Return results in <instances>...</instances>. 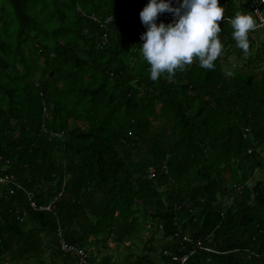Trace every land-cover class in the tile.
<instances>
[{"label":"trees","instance_id":"16d2710c","mask_svg":"<svg viewBox=\"0 0 264 264\" xmlns=\"http://www.w3.org/2000/svg\"><path fill=\"white\" fill-rule=\"evenodd\" d=\"M148 3L0 0V166L21 185H0V264H76L62 241L110 264L98 245L143 228L161 242L133 264H181L198 241L185 264H264V180L249 185L264 171V44L253 53L249 32L245 55L228 23L252 0H219L212 70L196 60L157 81L134 25L114 21L102 46L91 18ZM232 54L246 62L229 76Z\"/></svg>","mask_w":264,"mask_h":264},{"label":"clouds","instance_id":"9594fccd","mask_svg":"<svg viewBox=\"0 0 264 264\" xmlns=\"http://www.w3.org/2000/svg\"><path fill=\"white\" fill-rule=\"evenodd\" d=\"M164 12L173 13L175 21L157 25L158 15ZM256 14L260 16V11ZM140 18L147 28L141 37L142 57L150 65L153 81L165 73L171 78L177 70L183 71L196 60L200 67L212 70L223 52L219 22L224 19V8L219 0H182L179 7H173L170 0H149ZM228 23L237 46L247 55L248 34L264 27V17L258 24L253 15L237 12Z\"/></svg>","mask_w":264,"mask_h":264},{"label":"rangeland","instance_id":"374dc122","mask_svg":"<svg viewBox=\"0 0 264 264\" xmlns=\"http://www.w3.org/2000/svg\"><path fill=\"white\" fill-rule=\"evenodd\" d=\"M251 36L256 41V48H254L253 50V53H254L257 49V46L264 44V28L253 31L251 33ZM140 41L144 43L142 39H140ZM136 49H137V52L142 55L141 50L138 48ZM136 49H134V51ZM130 56L133 58L132 62H134L136 60L135 55L131 53ZM262 56L264 57L263 50H262ZM245 62H246L245 59H240L238 58L237 55L232 54L228 57V59H226L223 62L222 68L225 73L227 74L231 73V75L228 74L229 76H234L236 75V73L239 72V69L241 68L242 64H244ZM260 180H264V171L262 170H258L254 174V177H252L249 180V185L254 186ZM140 219L141 221L143 220L142 218ZM151 237H154V238H151ZM161 237H162V234L160 231L155 232L153 229L145 230L144 228L137 235L128 236L125 239L123 238L121 240L123 242H120V244L117 243L114 237L110 236L105 242L100 243L98 245V248L94 250L95 261L99 262L105 257H109L110 264H133L134 261L140 260L145 255H150V254H145L147 253V251L144 250V245L146 243H149L150 241H155L156 246H157L159 245V242H161L160 240ZM156 256L157 254L153 255V260H155V264H159V258H156ZM144 263L146 262L144 261Z\"/></svg>","mask_w":264,"mask_h":264},{"label":"built area","instance_id":"2783aa9c","mask_svg":"<svg viewBox=\"0 0 264 264\" xmlns=\"http://www.w3.org/2000/svg\"><path fill=\"white\" fill-rule=\"evenodd\" d=\"M263 3H264V0H252V3H251L252 14L258 24L261 22V17H264V4ZM144 7L145 6H143V9ZM257 10L260 11V16H257L256 14ZM91 18L106 29V31L102 35V43H101L102 46H105L108 44L109 34L107 31H108L109 25L113 23L114 21H117V20L129 21L131 25L135 26L136 35L137 34L143 35L147 31V28L142 23L140 16L130 17L129 11L123 8H120L119 10L106 15L105 17H99L96 14H92ZM175 19L176 17L174 16L173 13L164 12L158 15L156 23L157 25H159L160 23H164L167 25V24L173 23ZM263 28L264 27H260L258 29H263ZM58 136L62 137L63 134L59 133ZM2 170H3V167L0 166V185L13 184V185H16L17 187L21 186L13 174H3ZM148 170L151 176L155 174V169L153 167H150ZM9 188H10L11 193L15 191L13 187H9ZM57 199H58V196L53 198L52 201H50V203L44 206H37L35 201H33L32 206L34 208H39V209H51ZM185 239L187 241H191L190 237H185ZM201 245H202L201 241H198L196 243L195 250ZM62 248L65 251H71L72 253H74V256L76 257V261H77L76 264H88L87 252L85 251V248L82 247L79 243L70 244L65 241H62ZM195 250H192L190 254H192ZM190 254H187L183 257L176 256V255L172 257L174 260L180 261L181 264H185ZM5 264H7V262Z\"/></svg>","mask_w":264,"mask_h":264}]
</instances>
